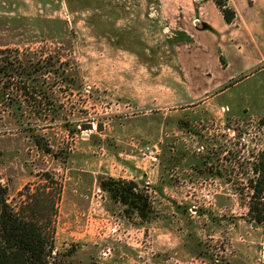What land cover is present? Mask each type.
Listing matches in <instances>:
<instances>
[{"label":"rangeland","instance_id":"rangeland-1","mask_svg":"<svg viewBox=\"0 0 264 264\" xmlns=\"http://www.w3.org/2000/svg\"><path fill=\"white\" fill-rule=\"evenodd\" d=\"M166 11L161 0H0V51L34 86L28 99L0 81V183L12 203L28 185L55 197L58 264L261 263L249 210V183L264 178L261 74L222 94L192 86ZM124 181L142 183L146 220L113 197L131 194Z\"/></svg>","mask_w":264,"mask_h":264},{"label":"crops","instance_id":"crops-1","mask_svg":"<svg viewBox=\"0 0 264 264\" xmlns=\"http://www.w3.org/2000/svg\"><path fill=\"white\" fill-rule=\"evenodd\" d=\"M224 1L234 11L230 22L225 21L217 0H161L168 9L166 14L178 21V30L185 40L182 48L184 78L196 82L192 86L222 88V94L244 78L261 74L256 85L263 87L264 0ZM124 182L131 194L124 197L118 190V193L113 192L114 198L126 205L135 195H140L148 204L145 193H134L140 182ZM148 206L142 217L131 205L143 220L149 215Z\"/></svg>","mask_w":264,"mask_h":264},{"label":"trees","instance_id":"trees-1","mask_svg":"<svg viewBox=\"0 0 264 264\" xmlns=\"http://www.w3.org/2000/svg\"><path fill=\"white\" fill-rule=\"evenodd\" d=\"M217 5L225 21L230 22L234 11L227 7L224 0L217 1ZM10 56V50L0 51V81H4L2 87L4 90L15 87L24 97L33 98L34 91L30 89L34 90V86H27L31 80V69L21 60H12ZM33 67L36 73L39 72L37 64ZM5 98L8 101V97ZM31 102L35 107L40 103L38 100ZM45 188L38 187L31 193L30 186H24L18 192V201L12 203L7 189L0 183V264H58L54 228L57 203L53 195L46 193ZM249 188L252 190L250 214L252 220L262 225L264 236V178L251 181ZM118 190L112 189V192L118 193ZM129 190L125 188L123 191ZM129 204H133L142 217L145 216L147 205L142 196L135 195ZM260 264H264V250Z\"/></svg>","mask_w":264,"mask_h":264},{"label":"water","instance_id":"water-1","mask_svg":"<svg viewBox=\"0 0 264 264\" xmlns=\"http://www.w3.org/2000/svg\"><path fill=\"white\" fill-rule=\"evenodd\" d=\"M80 128H81L82 130H91V129H93L94 127H93L92 124L88 123V124L81 125ZM101 128H102V124H101V123H99V124L96 125V130H97V131H99ZM253 224H255V223H253Z\"/></svg>","mask_w":264,"mask_h":264},{"label":"built area","instance_id":"built-area-1","mask_svg":"<svg viewBox=\"0 0 264 264\" xmlns=\"http://www.w3.org/2000/svg\"><path fill=\"white\" fill-rule=\"evenodd\" d=\"M241 141L242 142H246V139L244 137H242ZM202 196L207 202H209L210 199L212 198V195L210 194V192L208 190H206L205 193Z\"/></svg>","mask_w":264,"mask_h":264}]
</instances>
